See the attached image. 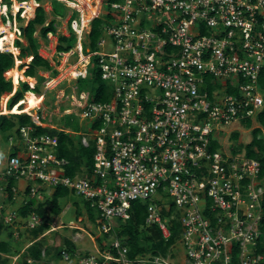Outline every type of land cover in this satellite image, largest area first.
<instances>
[{
  "label": "built area",
  "instance_id": "obj_1",
  "mask_svg": "<svg viewBox=\"0 0 264 264\" xmlns=\"http://www.w3.org/2000/svg\"><path fill=\"white\" fill-rule=\"evenodd\" d=\"M57 1L71 11L52 17L51 5H43L49 15L44 25L54 20L56 32H48L45 39L34 33L39 55L56 71L55 76L40 72L44 93L55 90L54 112L43 106L42 98L25 113L30 123L18 127L19 141L11 146L15 153L0 164V223L13 239L29 233L44 222L35 210L46 197L43 189L62 186L96 210V227L109 235V245H96L85 253L62 251L54 259H47L42 250L40 259L26 257V264H171L170 253L128 258L129 249L111 221L129 219L134 200L146 204L144 225H156L165 240L170 237L165 218L178 213L183 264L263 263L260 162L245 151L224 150L221 137L232 124L255 119L264 107L259 86L264 70V0ZM38 6L37 0H0V41L6 42L10 32L12 45L22 41L17 17L27 22ZM96 6L82 27V17ZM99 17L106 19L104 37L97 41V51L85 53L91 22ZM70 33L74 46L57 51L58 36ZM0 52L12 53L18 67L19 49L15 54L4 45ZM74 55L76 61L70 62ZM93 57L112 90L105 102L92 100L88 90H78L77 81L87 78ZM6 79L15 90L18 82L8 74ZM64 101L68 106L61 105ZM53 114L76 120L78 131L61 130L79 136L83 146L93 143L88 176L66 175L67 161L55 153L57 137L36 133V127L58 129L50 123ZM10 178L23 182L11 187L9 196ZM156 195L164 199L162 205L153 200ZM151 200L153 204L146 202ZM30 201L29 211L21 214L20 208Z\"/></svg>",
  "mask_w": 264,
  "mask_h": 264
},
{
  "label": "trees",
  "instance_id": "obj_2",
  "mask_svg": "<svg viewBox=\"0 0 264 264\" xmlns=\"http://www.w3.org/2000/svg\"><path fill=\"white\" fill-rule=\"evenodd\" d=\"M37 1L39 2V6L35 9V15L32 19L24 22L19 16L17 17L22 38V41L16 40L14 43V46L19 49L17 59L21 61L17 68L22 71L26 80L20 77L15 90L11 80L6 79L8 72L15 67V58L12 53L0 52V98L3 95L11 94V97L7 101L8 108H12L19 101L23 100V96L27 91H33L35 94L40 95V87L44 81V77L40 72L51 71L52 75L56 73L49 61L42 58L38 53L39 40L34 33L37 32L39 38L45 39L46 34L48 32H56V28L54 20L49 21L48 25H44L49 16L46 14L44 6L42 5L45 0ZM50 5L52 17H64L66 15V6L61 2L51 0ZM105 21V17L94 18L92 20L90 32L87 34V42L83 44V51L85 53L97 51L96 43L102 35V25ZM74 44L75 36L73 33H70L68 37L59 35L56 50L68 51L74 46ZM88 48L92 49L89 51L87 50ZM32 81H34V83ZM77 86L79 91H90L92 94V100L96 102L108 101L112 96L111 87L100 77L99 69L96 67V57L92 58L89 75L86 79H79L77 81ZM259 86L264 96V70L260 72ZM64 118L67 119L65 126L58 127V129L36 127V133H47L51 136L57 137L58 144L55 153L57 158L65 159L67 161L66 165L63 167L66 175L88 176L93 168V143L90 142L89 146H83L79 139H76L74 136L61 130L68 128L73 131L79 130L76 120L71 121L69 117ZM255 121L257 127H254L251 130L252 138L251 141L245 145V155L250 158H255L260 162L259 177L264 180V138L259 137V134L264 129V107L255 117ZM28 123H30V117L25 113H11L9 115L0 114V136L7 135V133L11 131L18 133V127ZM242 124L245 128H250L252 120L246 119ZM9 137L10 136L7 135V139ZM237 137V132L232 133V139H237ZM215 145L216 143H213L210 148L213 149ZM14 153L15 151L11 152V154ZM15 185L16 181L13 178H10L7 182L6 188L9 196L11 195V187ZM69 194L71 193L67 188L57 186L53 189L51 196L48 199L38 203L35 210L42 218H44V222L42 225L29 232L32 237L30 240L32 243L24 250V254L28 257L34 259L41 258L44 243L42 242L40 235L51 228L50 223L54 220V217L61 212L59 200ZM32 203L33 201H30L27 205L21 207L20 213L25 214L29 211V205ZM83 203L88 219L91 222H94L96 219L94 209L90 206L88 201L83 200ZM129 211L130 218L121 222V224L115 228L116 236L121 238L123 244L129 249L127 253L128 258L135 259L137 256H144L147 254L153 256H166L170 249L174 247L181 231L178 213L175 214L174 218L169 219L170 222H168V228L170 230V237L165 240L162 237L160 229L156 225H144L146 217V204L144 202L140 200L132 201ZM171 211H173V207L171 208ZM77 212L79 211L77 210ZM5 230H7L6 227L0 223V233ZM7 234L9 237H12L10 231H8ZM96 240L101 248L109 245L108 234H102L100 237H96ZM7 244L6 241H0V264H6L7 259L2 255H6L9 252ZM74 249L75 244L69 238L64 237L61 245L51 248L47 246L44 251L47 259H54L59 257L62 251H73ZM259 252L264 253V248H260ZM24 264H26V262H24ZM261 264H264V262Z\"/></svg>",
  "mask_w": 264,
  "mask_h": 264
},
{
  "label": "rangeland",
  "instance_id": "obj_3",
  "mask_svg": "<svg viewBox=\"0 0 264 264\" xmlns=\"http://www.w3.org/2000/svg\"><path fill=\"white\" fill-rule=\"evenodd\" d=\"M45 3H48L50 5L49 0H45L42 5H44ZM45 6L48 7L47 4ZM69 11H71V9L66 6V13ZM46 14L48 15L47 11H46ZM72 16L77 20L78 16L76 13H74ZM56 24H57V28L62 27L61 22H57ZM101 37H104L103 33ZM91 49L92 48H88L87 50L90 51ZM75 58H76V55L70 58V62L76 61ZM20 63L21 61L18 62V65ZM32 82L34 83V81ZM41 85H42L40 87L41 93L40 95H37V94L36 95L41 96V97L43 96L42 97L43 106L46 107L49 112L53 113L54 109H53V104H52V101H53L52 94H54L55 90L44 93L43 84ZM71 85L73 86L74 82ZM59 87L60 86H58V88ZM67 91H69V88H67ZM23 97H25V94ZM61 105L63 107L68 106L66 101L62 102ZM4 115H9V114H4ZM50 117H51V122H50L51 124H54L57 127L65 126L67 119L62 118V116H58V115L56 116L54 114L51 115ZM254 127H257V123L255 119L252 120V125L250 128H245L242 123L232 124L229 130H227L221 137V144L223 146V149L226 151H231V150H236V151L240 150L242 152L245 151V145H247L251 141V138H252L251 130ZM234 132L238 133L237 139L231 138V135ZM7 135L12 137L11 142L9 141V139H7ZM7 135L0 136V139H1L0 164L4 163L6 161L7 155L13 151V147H11L12 144L13 143L17 144L19 141L18 134L15 131L8 132ZM74 137L76 139L80 138L79 136H74ZM259 137L264 138V129L259 134ZM22 182H23L22 180H18V186H21ZM43 191H44V194L46 195L44 200H46L51 196L52 189L48 187V188L43 189ZM153 200H157L159 205H162L164 203V202L162 203L164 199L160 197L159 195L154 196ZM146 202H149L152 204L154 203L152 200L146 201ZM59 204L61 206V212L58 215H56L54 217V220L50 223L51 227H53L55 230L45 231L44 233L46 234L44 236H41L42 242L44 243L42 250H44L45 247L47 246L51 248V247H56L58 245H61L64 237L69 238L75 244V249L79 253H85L88 250H91L94 246L96 245L99 246L97 243L96 237H100L102 234L97 229L95 221L91 222L88 219L86 211L83 206L84 205L83 200L76 195L69 194L68 196L64 198H61L59 200ZM16 207H18V203L13 205V208H16ZM77 210L79 212H77ZM94 211L97 217L98 214L96 210ZM165 221L166 223L170 222L167 217L165 218ZM111 222L114 223V225L117 227L119 224H121L122 221L112 220ZM62 225H72L75 228L74 227L67 228V227H63ZM6 229L7 230L2 231L0 233V241H6L8 243L7 245L9 248V252L6 255L4 254L2 255L3 257H6L7 259L6 264H13V263L14 264H24L26 257H28L26 254H24V250L26 246L31 242L30 241L32 239L31 234L24 233L18 239H13V237H9L7 234L9 229L8 228ZM168 253L171 254L170 259H169L171 261V264H183L185 262L184 255H183V248L180 242L176 241L174 247L171 248ZM168 253L166 254V256H168ZM15 256H18V257L16 259H13Z\"/></svg>",
  "mask_w": 264,
  "mask_h": 264
},
{
  "label": "bare ground",
  "instance_id": "obj_4",
  "mask_svg": "<svg viewBox=\"0 0 264 264\" xmlns=\"http://www.w3.org/2000/svg\"><path fill=\"white\" fill-rule=\"evenodd\" d=\"M18 8L17 4L13 5V11L15 12ZM98 7H90L89 8V14L87 16H83L82 17V27H84L86 25V22L91 18V16L93 14L96 13ZM84 15V14H83ZM76 27V23L74 24ZM78 28V27H77ZM14 39V35L13 33H7L6 34V42L0 41V49L4 48V45L7 46L8 49H10L12 52H14L15 54L18 52V49L15 48L14 45H12ZM77 49V48H76ZM81 58L82 59H86L85 54L81 53ZM20 60L17 59L16 60V64H18ZM8 75H10V77L13 78V81L18 82L19 78L21 77L22 79H26L23 76L22 71H20L16 66L14 68H12L9 72ZM11 97L10 95H5L3 97V100L1 101V108H0V114H11V113H26V112H30V110L32 108H34L35 106L39 105V103L42 100L41 96H37L33 91H27L25 92V97L23 98V100L19 101L15 106H13L12 108H8L5 101H8V99ZM5 99V101H4Z\"/></svg>",
  "mask_w": 264,
  "mask_h": 264
},
{
  "label": "crops",
  "instance_id": "obj_5",
  "mask_svg": "<svg viewBox=\"0 0 264 264\" xmlns=\"http://www.w3.org/2000/svg\"><path fill=\"white\" fill-rule=\"evenodd\" d=\"M26 80V79H25ZM17 185H18V182H17Z\"/></svg>",
  "mask_w": 264,
  "mask_h": 264
}]
</instances>
